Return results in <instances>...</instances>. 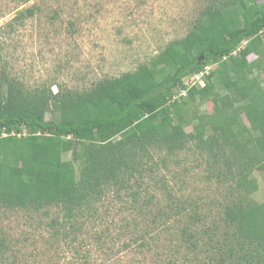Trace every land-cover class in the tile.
Returning <instances> with one entry per match:
<instances>
[{
  "label": "trees",
  "instance_id": "obj_1",
  "mask_svg": "<svg viewBox=\"0 0 264 264\" xmlns=\"http://www.w3.org/2000/svg\"><path fill=\"white\" fill-rule=\"evenodd\" d=\"M34 9L20 10L15 20L23 23ZM250 55L256 58L250 61ZM257 71L264 75V0H208L184 37L134 71L105 77L86 90L58 83L28 88L0 69V205L36 211L60 206L67 220L65 231L56 233L89 264L66 225L97 220L91 205L105 202L113 190L115 202L131 211L120 225L130 236L121 250L139 240L144 244L155 223L158 239L169 233V213L190 225L201 220L180 196L169 199L168 211L134 213L137 204L148 207L139 201V188L147 177L157 179L154 168L161 160H154V152L177 155L193 142L208 156L207 179L229 188L219 204L221 242L199 250L197 232L182 227L166 243L152 244V259L185 264L180 255L187 249L185 256L196 252L194 264H264V200L253 197L259 190L254 171L264 175V86ZM201 73L203 85L175 96L186 77ZM208 101L216 112L195 105ZM68 152L71 159H64ZM108 228L95 239L108 236Z\"/></svg>",
  "mask_w": 264,
  "mask_h": 264
},
{
  "label": "rangeland",
  "instance_id": "obj_2",
  "mask_svg": "<svg viewBox=\"0 0 264 264\" xmlns=\"http://www.w3.org/2000/svg\"><path fill=\"white\" fill-rule=\"evenodd\" d=\"M207 2L0 0V69L18 77L28 88L58 83L67 89L86 90L105 77L134 71L139 64L149 62L170 41L184 37ZM31 7L35 8L33 16L23 23L15 20L20 10ZM255 58L256 55L249 56L250 61ZM256 75L264 86L263 73L257 71ZM203 83V73L190 75L184 79L181 87L175 89V96L185 95L186 88ZM52 89L56 92L59 87L54 85ZM195 105L201 112H216L212 102ZM51 116L48 113L47 118ZM186 130L192 132V127L188 126ZM194 146L190 142L188 148L193 149H186L177 155L169 156L158 150L154 152V160H161L159 167L155 165L154 168L157 179L147 177V183L139 188V201H147L149 208L137 204L134 213L139 216L142 209L156 214L166 209L172 196L173 199L180 196L183 201H188L191 212L201 214V220L190 225L186 218L180 220L178 216L170 217L169 213L168 217L164 216L166 226L172 228L169 233H161L158 239L159 231L155 223L148 228L150 233L144 244H140L139 240L128 249L121 250V243L128 242L130 236L127 231H120V225L125 216L129 214L131 217V211L124 209V204L115 202L113 190L108 193L105 202L91 205L93 214L98 216L97 220L91 218V221L85 220L84 224H75L71 220V224L66 225L71 237L77 235V249L88 256L89 264H155L152 257L157 247L152 244L155 241L166 243L167 236L179 234L177 229L182 227L197 232L199 250L221 242L223 228L219 226L222 225L219 204L220 201L223 203L229 188L207 179L211 170L208 156L196 151ZM63 157L71 159V153H65ZM254 175L258 179L259 190L253 197L262 202L264 175L257 170ZM131 202L132 199H129L126 205L130 206ZM150 219L151 216H148L147 224H150ZM66 220L65 211L58 205L39 211L0 205V251H4L0 264L84 263V257L67 246L58 236L59 232L56 233L57 230L65 231L63 224ZM107 227L108 236L97 241V233L105 232ZM185 250L180 255L181 259L185 264H194L196 252L185 256Z\"/></svg>",
  "mask_w": 264,
  "mask_h": 264
},
{
  "label": "water",
  "instance_id": "obj_3",
  "mask_svg": "<svg viewBox=\"0 0 264 264\" xmlns=\"http://www.w3.org/2000/svg\"><path fill=\"white\" fill-rule=\"evenodd\" d=\"M203 56H201L200 58H202Z\"/></svg>",
  "mask_w": 264,
  "mask_h": 264
}]
</instances>
